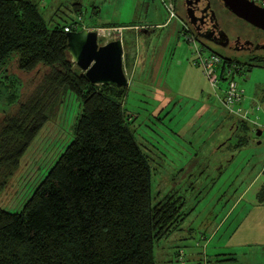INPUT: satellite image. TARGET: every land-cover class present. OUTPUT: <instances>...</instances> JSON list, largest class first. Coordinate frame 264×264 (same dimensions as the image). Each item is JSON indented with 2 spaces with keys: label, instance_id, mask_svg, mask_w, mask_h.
Segmentation results:
<instances>
[{
  "label": "trees",
  "instance_id": "trees-1",
  "mask_svg": "<svg viewBox=\"0 0 264 264\" xmlns=\"http://www.w3.org/2000/svg\"><path fill=\"white\" fill-rule=\"evenodd\" d=\"M75 23L50 28L38 4L0 0V74L14 66L35 76L0 122V174L18 166L63 94L81 105L72 140L21 210L0 206V264H155V243L184 220L185 202L152 203L150 163L122 102L127 88L72 70L64 28Z\"/></svg>",
  "mask_w": 264,
  "mask_h": 264
},
{
  "label": "rangeland",
  "instance_id": "rangeland-1",
  "mask_svg": "<svg viewBox=\"0 0 264 264\" xmlns=\"http://www.w3.org/2000/svg\"><path fill=\"white\" fill-rule=\"evenodd\" d=\"M77 1L85 4L88 9L94 4V0H41V4L51 3L45 10L41 9L48 26L51 28L55 24L76 20L73 3ZM147 3L150 9L154 8L155 13L156 10L159 12L161 19H168V13L159 0H97L96 5L102 11L99 17L101 20L90 19L88 14H83V20L87 26H96L99 22L130 21L146 25L142 19ZM180 6V2H177L178 18H172L169 22L180 25ZM214 8L220 25L230 36L238 34L242 38L264 41V36L257 35V30L231 15L219 4ZM138 31L120 28L121 36L105 33L98 38V43L105 44L116 38L122 41L123 72L128 80L122 102L126 114L134 120L132 126L136 141L150 163L152 203L156 204L167 196L181 197L185 202L182 210L186 215L184 220L167 237L155 243V264H196L197 259L189 256L194 252L200 233L219 228L215 241L226 243L224 236L227 231L243 223V220L237 219L243 203L233 214L231 211L228 214V211L233 200L241 195L245 184L258 169L259 157L254 156V151H249L258 147L257 139L240 127L238 133L248 138V147L238 152L231 149L229 153L227 150L236 145L237 136H231L228 124L235 123V120L230 119L219 105L201 68L193 65L197 54L194 45L184 39H170L161 60L163 35L158 30L149 36ZM220 56L245 67L244 73L235 77L245 91L246 102L243 107L251 109L260 106L255 119L263 126L264 105L260 103V97L264 94V67L255 66L257 60L242 53L222 52ZM72 70H79L83 74L75 64ZM34 78L18 72L14 66L0 76V122L3 115L10 112L17 103L24 84ZM226 84V81H220L221 89ZM216 93L220 95L218 91ZM204 98L210 100L209 105L212 107L200 112ZM80 111V99L72 93L63 94L52 107L47 123L22 156L18 166L8 174H0L2 208L9 212L21 210L72 140ZM218 135L225 137L218 138ZM261 138L264 139V134L258 140ZM225 140L226 144H223ZM261 147L264 156V143ZM231 155H235V161L227 162V156ZM247 159H251V163L245 165ZM252 167L255 168L252 170ZM259 183L264 185V175L257 182L258 186ZM257 188L254 187L247 197L256 192ZM213 257L209 258L211 262ZM183 260L185 262L180 263Z\"/></svg>",
  "mask_w": 264,
  "mask_h": 264
},
{
  "label": "crops",
  "instance_id": "crops-1",
  "mask_svg": "<svg viewBox=\"0 0 264 264\" xmlns=\"http://www.w3.org/2000/svg\"><path fill=\"white\" fill-rule=\"evenodd\" d=\"M35 4H38L39 9L41 11L45 10L46 7L51 6V3H42L41 0L36 1V0H30ZM97 0H94V4L92 3L91 7L88 9L87 6L84 4L82 5L79 1L73 4H80L76 9H79L80 12L75 14L77 15V19L80 18V23L84 28H81L76 31H80L82 29L86 30H93L96 28H103V27H110L113 26L114 28H121L127 29L130 31L136 32V30H139L138 32L143 33V35L149 36L151 32L154 30H158V32L163 35V50L161 52V60L163 57V52L166 50V45L170 42V39H177V40H182L183 38L178 34L179 27L181 26V21L180 25H177L176 22L172 23L167 21V18L164 20L161 19L159 12L156 10V13L154 12V8L150 9L149 4L147 3L145 7V16L143 20V23H146V25L141 24V22H135V21H130L128 23L126 22H119V23H98L99 25H90L87 26L86 23H84L83 20V14H88L90 19H99L101 20L100 13L102 11L100 10V7L96 5ZM144 4H146L144 2ZM40 5L41 8H40ZM140 5V4H138ZM139 7V6H138ZM162 7V6H161ZM151 10V11H150ZM42 13V12H41ZM80 15V16H79ZM178 18V17H177ZM76 19V20H77ZM89 19V20H90ZM143 26V27H140ZM148 26L150 30L148 32H143L141 31V28H145ZM138 28V29H137ZM94 31V30H93ZM99 38V37H98ZM108 43V42H107ZM161 67V65H160ZM257 67H264V66H257ZM202 104L200 105V112L201 111H208L210 109L209 103L210 100H206L204 98ZM260 103L264 105V94L261 95L260 97ZM219 105L222 107V105L219 103ZM223 109V107H222ZM224 110V109H223ZM257 113V112H256ZM255 113V115H256ZM227 114V113H226ZM227 116L230 119L235 120V123H229L228 128L230 130L231 136H237L236 138V145L230 146V150L232 149L233 151H241L244 150L245 148L248 147V138H243L241 137L242 135L238 133L239 128L237 127L238 125V119L234 116ZM247 126L252 129L253 125L251 123H247ZM257 130H261V136L263 137L264 134V125L257 128L255 132H252L251 130H248L250 134H252L257 140H256V145L258 146L257 148H251L252 150H249L250 152L254 151V156H258V169L255 173V175L251 176L248 182L245 184V187L241 193V195L236 199L233 200V203L230 207L229 212L231 211V214L235 212L237 207L243 203L242 206V211L238 213L237 219L243 220V223L246 222V224H241L236 225V227L230 228L226 235L224 236L226 239V243H217L215 241V238L217 234L219 233L220 229L215 228L212 229V231L208 233H200V238L199 241L195 243V249L194 252H191V255L189 257L193 259H197V263L201 262L202 264H264V185L260 184L258 186L257 182L261 179V177L264 175V156L262 152V145L264 143V139L258 140L260 137H256V132ZM223 138L225 136L223 135H218V138ZM231 138V137H230ZM229 138V139H230ZM228 139V140H229ZM248 141V142H247ZM260 143H257V142ZM226 144V140L225 143ZM221 146V145H220ZM219 146V148H221ZM261 147V148H260ZM219 148L218 151H219ZM216 149V150H217ZM262 152V153H261ZM262 156V157H260ZM229 158V160H227ZM227 162H234L235 161V155H231L230 157L227 156L226 158ZM226 162V161H225ZM251 159H247L245 161V165L250 164ZM256 163V162H253ZM255 167H252V170ZM254 187H258L256 189V192H254L252 195L248 196L247 195L250 193L251 190L254 189ZM245 197H247V200L245 201ZM245 201V202H243ZM215 242L214 244L212 242ZM217 243V244H216ZM210 253V254H209ZM176 256V255H175ZM214 256L213 262L209 260L210 257ZM221 256H226L225 259H219ZM203 261V262H202ZM185 262L183 260L180 263ZM196 263V264H197Z\"/></svg>",
  "mask_w": 264,
  "mask_h": 264
},
{
  "label": "water",
  "instance_id": "water-1",
  "mask_svg": "<svg viewBox=\"0 0 264 264\" xmlns=\"http://www.w3.org/2000/svg\"><path fill=\"white\" fill-rule=\"evenodd\" d=\"M218 1L236 18L264 31L263 7L249 0ZM212 15L214 17L213 12ZM141 31L148 32L147 28H141ZM222 34L226 36L224 32ZM66 37L68 58L83 72L90 83L116 88L128 87V80L123 72V46L120 38L99 44L97 32L86 29L71 31ZM260 136L261 130H257L256 137Z\"/></svg>",
  "mask_w": 264,
  "mask_h": 264
},
{
  "label": "built area",
  "instance_id": "built-area-1",
  "mask_svg": "<svg viewBox=\"0 0 264 264\" xmlns=\"http://www.w3.org/2000/svg\"><path fill=\"white\" fill-rule=\"evenodd\" d=\"M159 1L168 13L167 21L169 22V20L172 18L176 19L177 15L175 11L174 0ZM249 1H252L258 6L264 8V0ZM80 20L81 19L78 18L74 25L65 27L64 31L71 32L70 28H73V31L80 29V27L84 28L81 25ZM93 30L97 32L98 37L104 35L105 33H117L121 36V33L119 32L120 28H97ZM179 31V35L184 40H186V42L194 45L197 54L193 65H196L197 67L201 68L203 75L209 82L210 87L215 92L218 102L222 105L224 111L229 116L236 117L242 123H251L253 125L251 131L255 132L257 128L261 127L255 119V113L259 111L260 106H255L251 109H244L243 106L246 102L245 91L235 80V77L237 75L244 73L245 70L243 69V67L239 64H224L223 59L219 55L211 51L204 50L202 46L197 43L194 35L188 31V28L185 24L181 23ZM220 81L227 82L224 89H221ZM217 91L220 93V95L216 93ZM180 254L182 255L183 252L180 251Z\"/></svg>",
  "mask_w": 264,
  "mask_h": 264
},
{
  "label": "flooded vegetation",
  "instance_id": "flooded-vegetation-1",
  "mask_svg": "<svg viewBox=\"0 0 264 264\" xmlns=\"http://www.w3.org/2000/svg\"><path fill=\"white\" fill-rule=\"evenodd\" d=\"M177 2L181 4V18L179 20L187 26L188 31L194 35L197 43L204 50L211 51L219 56L222 52L242 53L248 55L251 59L257 60V62H254L255 66H264V54H260V52H264V41L242 38L238 34L230 36L220 25L214 8L216 4H219L220 7L226 10L221 2L218 0H174L176 11ZM252 28L257 30V35H260V37L264 36L263 30ZM222 32L226 36H223Z\"/></svg>",
  "mask_w": 264,
  "mask_h": 264
}]
</instances>
